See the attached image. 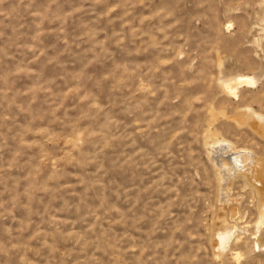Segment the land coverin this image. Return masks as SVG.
Returning a JSON list of instances; mask_svg holds the SVG:
<instances>
[{"label": "rangeland", "instance_id": "obj_1", "mask_svg": "<svg viewBox=\"0 0 264 264\" xmlns=\"http://www.w3.org/2000/svg\"><path fill=\"white\" fill-rule=\"evenodd\" d=\"M214 137L264 164V0H0V264H264Z\"/></svg>", "mask_w": 264, "mask_h": 264}, {"label": "bare ground", "instance_id": "obj_2", "mask_svg": "<svg viewBox=\"0 0 264 264\" xmlns=\"http://www.w3.org/2000/svg\"><path fill=\"white\" fill-rule=\"evenodd\" d=\"M245 81H248V83L251 82V80H247V79L245 80L242 79L241 82L245 83ZM235 87L236 86H231V85L227 86L228 90L231 92L234 91ZM232 145L233 144L228 143L223 139H215L212 142L206 144L208 155L211 159V162L215 170L217 171L220 177L221 184H219L220 185L219 200L222 203L229 201L227 188L228 186H230L229 184L230 180L235 175L244 174L243 176L246 178V181L249 182L250 184L252 183V185L261 184L262 180L264 179V164L255 160L250 151H247L246 149L239 150L236 149L235 147L233 148ZM257 168L259 170H257ZM259 192H261L260 193L261 195L259 196L261 197V202L259 203L262 204L261 206L264 207V184L263 186L260 187ZM225 221L223 220L222 222L225 223Z\"/></svg>", "mask_w": 264, "mask_h": 264}]
</instances>
